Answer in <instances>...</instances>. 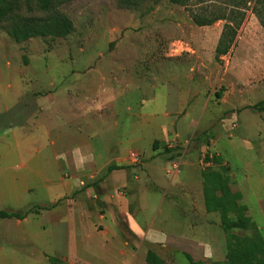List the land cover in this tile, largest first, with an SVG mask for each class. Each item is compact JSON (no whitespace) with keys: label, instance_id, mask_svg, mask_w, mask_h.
<instances>
[{"label":"rangeland","instance_id":"374dc122","mask_svg":"<svg viewBox=\"0 0 264 264\" xmlns=\"http://www.w3.org/2000/svg\"><path fill=\"white\" fill-rule=\"evenodd\" d=\"M188 7L195 13H200V8L223 9L226 16L235 12L230 5H221L217 0ZM254 11L264 14V0L259 5L254 0L242 8L240 13L244 18L235 42L218 61L214 58L215 50L225 21L197 27L185 8L167 0H161L155 6L144 4L134 11L119 9L116 0H76L61 8L74 26V32L65 39L35 38L15 44L0 29V167L5 171L0 177V211L31 212L28 222L0 220V264H52L48 258L53 257L42 252L52 254L57 243L65 252L69 251L66 257L58 259L59 264H147L148 251L158 255L163 264H192L180 250L151 245L147 241L141 242L139 252L136 246L130 251L132 247L126 244L127 230L122 231L119 242L113 243L108 251L104 245L100 246L103 236L98 232L103 228L96 223V216L110 214L111 221L124 228L119 224L123 219L115 215L127 199L119 185L113 184L106 192L99 188L102 194L98 197L88 193L90 184L85 183L58 201V215L52 213V209L41 211V206L49 202L46 195L50 196L40 182L42 173L57 174L63 147L59 144L50 147L47 143L42 144L44 141L39 144L37 139L44 137L45 128L50 138L58 135L60 128L51 119L59 105L53 113L46 109L41 112V117H37L44 123L43 129L32 124L25 126L22 120L36 110L35 100L28 97L50 95L60 89V93L68 92V88L72 89L69 85H73L74 93L78 95L90 94L96 100L101 93H106L110 104L118 99L124 103L120 109L105 110V114L111 120L126 123L119 128V135L126 141L132 128H126L129 120L125 108L137 102L138 107L143 101L148 102L156 90L154 104H163L161 87L175 81L188 95L189 105L185 112L190 118L184 127L181 121L185 112L174 118L176 129L183 128L187 136L181 141H169L165 148L173 150L175 155L195 158L203 170L208 166L217 169L211 163L206 164L207 157L216 158L229 170L232 162L238 180L250 184L264 181V113L250 109L264 100V31ZM46 99H43L44 104L45 101L47 104ZM62 107L59 106L61 113ZM96 116L93 111L92 117ZM68 119L69 116L66 122ZM134 123L137 127L136 120ZM12 130L16 141L8 135ZM135 130L140 131L143 138L140 145L146 153L150 147L144 135L157 133L143 126ZM105 134L101 132V135ZM200 135H203L201 140L194 142ZM237 135V142L246 139L243 145L249 141L252 149L242 145L235 153L231 152L229 143ZM184 141L188 143L185 149L179 147ZM139 157L142 158L140 154ZM230 176L233 181L231 172ZM24 182L30 187L29 193L21 192ZM233 183L232 189L237 191ZM149 195H152L151 202L157 204L156 194ZM144 211L153 217L149 208ZM129 212L133 213V206L129 207ZM140 215V223L144 224L146 216ZM217 215L209 216V220H216ZM48 216L52 222L60 223L61 235L69 234L66 238L61 237V242L53 238L52 230H39V225H44ZM206 217L204 221L197 216V222H207ZM249 217L264 239L263 215L251 213ZM63 223L68 227L65 228ZM209 224L212 226L211 222ZM210 231L218 240L215 241L216 249L211 259L192 260L194 264H226L222 248L224 233L214 227Z\"/></svg>","mask_w":264,"mask_h":264},{"label":"crops","instance_id":"0c3cea01","mask_svg":"<svg viewBox=\"0 0 264 264\" xmlns=\"http://www.w3.org/2000/svg\"><path fill=\"white\" fill-rule=\"evenodd\" d=\"M69 86L72 89L68 88V92L63 91V93H60L62 92V89H60L50 95L28 97L33 101L35 100L36 110L32 114L26 115L22 120L25 122V126L32 124L33 126L37 125L39 129H43L45 128L44 123L42 120H39L40 122L37 120V117H41V112L49 109L53 113L57 105L63 106L61 108L62 113L59 112L58 106V109L54 110V117L51 119V122H54L56 127L59 126L60 128H58V135L50 138V133L45 128V131H43V133H46L44 137L37 139L39 144L44 141L42 144L46 145L47 143L50 147H55L56 144L63 147L61 151L63 159L59 163L57 174L48 176L47 173H42L40 182L46 193H50V196L46 195L49 202L41 207L47 210L52 209L51 212H56L58 215L57 212H60L57 211L58 201L71 190L77 189L78 186H83L85 183L90 184L87 188L88 193L99 197L102 194L99 188L106 192L113 184L119 185L127 199L124 207L119 208L115 215L123 219L119 224L124 228L121 229L116 222L111 221L110 214L96 216L98 221L96 223L103 228L101 232H98L103 236V242L99 243L100 246L104 245V249L107 250L117 240L119 242L122 231L127 230L126 238L128 239H126V244L132 247L130 251H133V246H136V251L139 252L141 242L147 241L151 245L159 244L161 247L168 246L176 249V251L180 250L182 254L188 255L194 262L211 259L214 249H216L215 241L217 239L214 238L210 230L213 227L217 230H221V228L219 218L210 221L209 216L213 214H207L204 209L201 182V173L204 170L201 168L200 162L193 157L180 156L175 160H171L170 155L164 154L169 141H181L182 137L187 136L182 131L183 128L182 130L176 129L173 121L176 116L183 115L189 105L188 95L182 92L179 83L174 81L164 85L161 87L162 89L160 88V91H163V104H154L158 90H156L153 97L149 98L148 102L143 101L142 104H139V107V102L134 103L135 100L131 101L137 107L135 108L132 103L133 106L129 105L125 108L129 120L126 128L127 130L128 126L132 128L129 139H126V141H124V137L119 135V128H122L123 124L126 123L123 120H111L105 114V110L120 109L124 103L121 104L118 99L110 104L109 96L106 93H101L94 100L90 94L78 95L74 93L76 90L73 85ZM44 98H47V104L45 100L44 104ZM93 104L95 107H93ZM103 110L104 112H102ZM146 110L148 115H145ZM93 111L97 113L96 118L92 117ZM68 116L69 119L66 122ZM189 118L190 114L188 115L185 112L181 121L183 127L189 121ZM135 120L138 123V128L134 123ZM154 124H160L163 129L160 130V126ZM142 126L157 133L155 135L149 133L144 135L149 141L148 146L150 147L148 151L146 150V153L140 145L143 139L140 136V131L135 130L140 129ZM234 130H237V125ZM101 132L106 133V136L101 135ZM8 135L11 136V140L16 141L17 138L14 136L13 130ZM237 137L238 135L234 141L229 143V148L234 153L238 147H242L243 141L246 140L242 139L241 142H237ZM154 144H156L155 147ZM187 145V141H184L179 147L185 149ZM252 146L249 141H246L243 145L246 149H252ZM167 149L169 148L167 147ZM251 151L253 152V150ZM131 153L142 156L140 166L131 164L129 159ZM228 160L231 161V158ZM114 165L116 169L108 172V168ZM229 167L237 191L241 193L243 203L248 208V214L260 213L264 217V201H261V199H264L262 198L264 196V181L250 184L238 180L234 175L232 162L229 163ZM3 175H5V171L0 167V177H3ZM22 181L25 180L22 179ZM67 184H69V187ZM22 185L21 192L29 193L30 187L26 182ZM152 193L156 194L155 196L158 198L157 204L151 202L152 197L150 196L152 195L149 194ZM14 197L18 198L16 195ZM253 198L258 200L251 201ZM149 204L154 206L155 209ZM130 206H133V213L129 212ZM146 208L152 211L153 217L144 211ZM139 213L146 216L144 224L140 223ZM199 215L204 221L207 216L208 223L203 221L202 224L198 223L197 216ZM28 216L23 220L24 222H28ZM41 216L43 215L38 217ZM147 217L149 218L147 219ZM50 219L49 216L45 217L47 222L45 221L44 225L40 224L39 230L43 232L52 230L53 238L57 242H61V237L66 238L69 234L65 235L64 232L61 235L58 228L60 223L57 224ZM194 219L197 223H194ZM210 222L212 226H210ZM64 225L65 228L68 227L67 223H63ZM75 227L78 229L76 225ZM109 230L113 231L107 234ZM59 245L60 243H57L52 250L53 255L46 252H42V254L52 256L57 260L66 257L69 251L65 252ZM57 248L59 250H56ZM222 248L226 254L225 242L222 244Z\"/></svg>","mask_w":264,"mask_h":264},{"label":"trees","instance_id":"16d2710c","mask_svg":"<svg viewBox=\"0 0 264 264\" xmlns=\"http://www.w3.org/2000/svg\"><path fill=\"white\" fill-rule=\"evenodd\" d=\"M76 0H0V29L15 44H23L31 39H65L74 32L72 21L61 12V8ZM161 0H116L119 9L138 10L142 5H158ZM170 4L185 8L190 19L197 27H208L217 21H225L223 32L215 50V60L225 56L234 44L244 14L242 8L254 0H217L221 5H230L235 12L229 16L223 9L200 8V13H195L188 6L204 3L207 0H167ZM263 0H255L259 5ZM150 10V9H149ZM260 26L264 31V14L254 11ZM219 97L218 94H216ZM256 113H264V100L250 108ZM203 136V135H202ZM195 141H200L201 137ZM156 144H154L155 147ZM164 154L170 155L171 160L181 155L174 154L171 149H166ZM206 163L215 165L206 167L201 173L203 186L204 209L207 214H218L220 228L225 236L226 264H264V239L256 224L248 215V208L243 203L240 192L232 189L233 181L230 170L222 166L220 159L206 158ZM110 166L108 172L115 170ZM41 211L47 210L40 208ZM31 212L17 213L0 211V220L23 221ZM185 258L192 264L188 255ZM147 264H163L161 259L153 252L146 253ZM52 264L60 261L48 258Z\"/></svg>","mask_w":264,"mask_h":264},{"label":"built area","instance_id":"2783aa9c","mask_svg":"<svg viewBox=\"0 0 264 264\" xmlns=\"http://www.w3.org/2000/svg\"><path fill=\"white\" fill-rule=\"evenodd\" d=\"M233 127L235 128L236 125H234ZM129 159H130V162H131L132 165H134V166H140V165H141L142 160H141V158L139 157V155H136V154H130ZM206 164L208 165L209 163H206ZM208 167H209V166H208ZM173 169H174V168H173Z\"/></svg>","mask_w":264,"mask_h":264}]
</instances>
